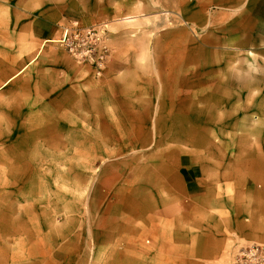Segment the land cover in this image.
<instances>
[{"label":"rangeland","instance_id":"1","mask_svg":"<svg viewBox=\"0 0 264 264\" xmlns=\"http://www.w3.org/2000/svg\"><path fill=\"white\" fill-rule=\"evenodd\" d=\"M251 2L0 0V264H167L177 155L264 134Z\"/></svg>","mask_w":264,"mask_h":264},{"label":"crops","instance_id":"2","mask_svg":"<svg viewBox=\"0 0 264 264\" xmlns=\"http://www.w3.org/2000/svg\"><path fill=\"white\" fill-rule=\"evenodd\" d=\"M244 17L253 43L245 48L264 54V0H252ZM216 65L213 97L233 96V90L217 88L215 82L228 78L216 73ZM249 93L236 92L241 96ZM222 125L225 130L213 122V137H201L193 156L179 153L178 170L171 180L163 178L167 198L157 210L162 219V239L153 242L161 244L167 264H231L240 249L264 244V134L253 139L248 133L239 138L232 124ZM239 139L245 144L240 145ZM146 222L149 228V216Z\"/></svg>","mask_w":264,"mask_h":264},{"label":"built area","instance_id":"3","mask_svg":"<svg viewBox=\"0 0 264 264\" xmlns=\"http://www.w3.org/2000/svg\"><path fill=\"white\" fill-rule=\"evenodd\" d=\"M233 264H264V245L253 244L240 249Z\"/></svg>","mask_w":264,"mask_h":264}]
</instances>
